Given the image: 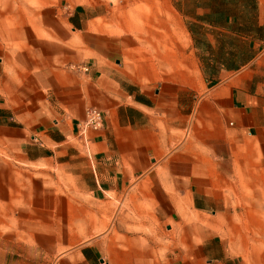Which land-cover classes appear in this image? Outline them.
<instances>
[{"label": "crops", "instance_id": "0c3cea01", "mask_svg": "<svg viewBox=\"0 0 264 264\" xmlns=\"http://www.w3.org/2000/svg\"><path fill=\"white\" fill-rule=\"evenodd\" d=\"M142 1L183 19L180 77L126 68L100 0L0 25V264H264V0Z\"/></svg>", "mask_w": 264, "mask_h": 264}, {"label": "rangeland", "instance_id": "374dc122", "mask_svg": "<svg viewBox=\"0 0 264 264\" xmlns=\"http://www.w3.org/2000/svg\"><path fill=\"white\" fill-rule=\"evenodd\" d=\"M53 1L0 0V25L20 24L32 11ZM100 1L102 9L94 11L98 14L94 28L115 36L116 53L126 68L138 73L140 80L153 83L162 82L169 76H181L179 70L185 66L186 53L192 45L187 42L183 19L179 15L169 9H152L151 4L142 0L130 5L134 8L121 9L116 7L123 4V0ZM176 70L178 73L174 72ZM196 76L195 73V81ZM9 256V242L0 241V259Z\"/></svg>", "mask_w": 264, "mask_h": 264}, {"label": "built area", "instance_id": "2783aa9c", "mask_svg": "<svg viewBox=\"0 0 264 264\" xmlns=\"http://www.w3.org/2000/svg\"><path fill=\"white\" fill-rule=\"evenodd\" d=\"M77 126L79 136L83 137L87 128L97 129L102 126V112L95 107L87 106L84 117L77 123Z\"/></svg>", "mask_w": 264, "mask_h": 264}]
</instances>
